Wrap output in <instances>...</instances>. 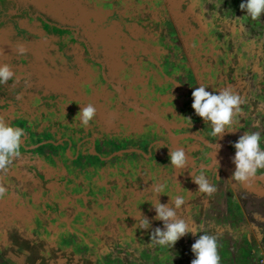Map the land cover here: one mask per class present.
<instances>
[{
	"label": "rangeland",
	"instance_id": "rangeland-1",
	"mask_svg": "<svg viewBox=\"0 0 264 264\" xmlns=\"http://www.w3.org/2000/svg\"><path fill=\"white\" fill-rule=\"evenodd\" d=\"M110 1L0 0V65H10L15 77H19L18 83L14 77L6 84H0V108L5 107L13 113L17 110L25 112V125L28 117L37 119L38 108L47 111L59 123L57 137L50 128L52 125L45 122L31 126L21 139L22 161L32 162L29 168L23 166L19 174V188L26 190H23L25 202L29 205L32 199L40 200L42 196L38 185L41 173H35L36 158L28 160V153L34 151L46 155L57 147L64 149V154L78 153L81 159L76 161L77 169L93 161L117 163L125 161V157H132L133 165H141L143 174L152 171L149 181L164 186L158 197L160 203L164 199L170 201V196H184L185 204L177 210V215L197 234L189 232L181 236L174 247H150L149 231L143 234L144 237H135L134 230L130 229L125 234L122 232L127 237L123 245L140 243L144 246L138 247L132 257L122 256L117 264H191L196 258L192 244L203 234L217 238L220 264L264 262V169H259L248 182L232 177L236 170L234 144L245 133L264 131L261 116L249 123H241L237 117L235 131H225L220 139L214 137L210 123L178 115L172 102L165 100L162 79H166L169 72L155 64L156 60L160 61L156 49L161 45L164 31L170 28L177 35L197 83L189 90L191 99L188 103L190 113L195 115L190 91L201 86V82L193 67L187 41L194 32L195 37L201 33L196 24L206 19L201 1L158 0L160 4L156 6L149 0H119L121 4L117 9L139 12L145 24L142 31L133 29V25L128 24L129 28L123 26L119 15L102 28L103 10L109 9ZM159 18L168 25L157 26ZM129 31L134 37L128 35ZM244 37L246 42L243 44L257 49L261 53L256 55L257 61L263 63L264 39L259 44L260 34L254 36L249 30L245 31ZM19 44L27 49L23 55L17 52ZM163 60H167L166 57ZM177 66L181 68L184 64L176 62ZM163 76L166 78H161ZM89 103L97 112L93 124L91 120L85 127L76 116L81 107ZM253 108L242 109L255 116L257 112ZM18 115L15 114L13 119L17 121ZM12 126L23 128V122ZM110 128L115 133L114 139L104 132ZM131 128L137 129V139H130L128 132ZM260 136L264 139V134ZM68 140L73 142L69 144ZM217 144L220 145L218 152ZM260 147L264 150V142H260ZM174 149L184 150L188 160L185 169L177 170L170 164L169 151ZM83 159L88 161L83 162ZM201 172L217 188L210 197L199 192L198 185L192 180L191 173ZM15 175L9 170L4 176L6 188ZM144 192L142 197L146 202ZM54 193L55 197L65 196L60 189ZM156 200L153 192V204ZM142 202L138 204L140 209ZM154 214L156 217L155 208ZM111 222L113 225L122 224L119 226L122 231L131 227L125 219ZM154 223L151 233L163 227L161 220L155 218ZM11 228L12 221L0 213V264H54L43 252L28 249L25 252L19 240L12 242ZM2 229L9 235L6 236L7 231ZM91 249L98 251L94 247ZM107 253L100 252L106 255V259H111L113 254ZM63 259L71 261L67 256Z\"/></svg>",
	"mask_w": 264,
	"mask_h": 264
},
{
	"label": "trees",
	"instance_id": "trees-1",
	"mask_svg": "<svg viewBox=\"0 0 264 264\" xmlns=\"http://www.w3.org/2000/svg\"><path fill=\"white\" fill-rule=\"evenodd\" d=\"M200 1L206 19L196 24L201 33L195 37L194 32V35L188 39L187 45L201 85L213 94H219L218 91L222 88H233L245 99L241 108L254 106L253 111L257 112L254 116L242 109V114L238 116L241 123L257 121L258 116H261L260 123L264 124V62L257 61L256 55L261 54L257 49H251L247 43L243 44L246 42L244 34L247 30L251 31L254 36L260 34L258 43H263L264 13L257 20H252L240 8V4L246 0ZM149 2L156 6L160 4L158 0H149ZM120 4L119 0L109 2L113 9L110 10L109 7L107 11L104 9L106 12L103 10L102 16L104 17H101L100 26L106 27L119 15L123 19L121 22L123 26L129 28L128 24L133 25V29L142 31L145 24L139 12L121 11L117 9ZM151 12L154 15L155 11ZM160 25H168V22L159 18L157 26ZM128 35L134 37L131 31ZM156 52L160 61L156 60L155 64L158 68L167 69L169 72L166 75L167 78L166 76L161 77L166 78L162 79L163 97L172 102L173 109L178 111V115L182 114L190 119L201 120L196 113L195 115L190 113L191 107L188 103L191 93L189 90L197 83L194 80L191 66L186 62V55L179 45L177 35L172 29L168 28L164 31L161 45L158 46ZM164 57L167 60H163ZM176 62H183L184 66L175 67ZM64 111L66 112V109ZM36 113L39 117L37 116L36 120L28 117V124L25 125V112L17 110L13 113L5 107L0 108V117H3L9 125H18L19 122H23L26 132L31 126L49 122V125H52L50 127L52 132H55V137H57L56 131L59 123L54 119L55 117L51 118L48 112L41 108L36 109ZM13 114H19L17 121L13 119ZM93 122L94 118L92 124ZM136 130V128L129 130L130 139L138 138L139 133ZM104 132L114 139L113 134L115 133L111 128ZM263 134L264 131L260 133V135ZM72 142L70 141L69 144ZM260 142L263 143L264 139L261 138ZM66 143L62 145L64 148ZM63 152L64 149L57 147V150L50 149V153L46 155L34 151L28 153V160H31V157L36 158L35 162L39 169L36 167L35 173L37 171L41 173L38 185L42 190L40 200L32 199L29 205L23 197L26 190L23 189V192L22 188H19L18 181L23 166L29 168L32 162L23 163L19 155L10 166V170H13L16 175L9 181L10 185L6 188L7 193L0 200V213L5 214L8 221H12L11 241L19 240L25 252L27 249L43 252L51 261L53 260L54 264H117L124 255L132 257L137 252L136 249L144 244L123 245L124 240L127 239L123 233L133 229L135 237H144L143 234L147 231L151 234L156 224H153L155 214L152 205V186L155 183L148 179L152 178V171L148 170L146 174H143L142 166L135 167L132 157H125V161L120 160L117 163L101 162L100 164L93 161L77 169L76 161L81 159L78 153L73 155L70 152L66 154ZM83 154L87 155V153ZM82 161L87 162L88 160L83 159ZM56 189L64 191L65 196L55 197ZM142 191H145L146 202L143 200ZM141 201H143V207L140 209L138 204ZM169 202L164 199L161 204H169ZM106 209L108 211H105ZM140 212L148 219L150 228L138 231L137 228L142 219ZM107 215H112V217L109 218ZM117 219L127 220V224L131 227H126V231L120 230L119 226L122 224L113 225L111 222ZM161 222L163 230L164 222ZM2 231L7 230L2 229ZM7 234L9 235L8 231L6 236ZM91 247L98 251H93ZM101 251H107V254L112 253L113 257L106 259V255L100 254ZM64 256L70 257L71 261L64 260ZM111 260L113 262H110Z\"/></svg>",
	"mask_w": 264,
	"mask_h": 264
},
{
	"label": "clouds",
	"instance_id": "clouds-1",
	"mask_svg": "<svg viewBox=\"0 0 264 264\" xmlns=\"http://www.w3.org/2000/svg\"><path fill=\"white\" fill-rule=\"evenodd\" d=\"M241 10L245 11L252 20L260 18L264 13V0H246L240 4ZM18 54H25L27 49L23 44L16 46ZM15 77L14 71L10 65H0V84H6L7 81ZM15 82H19V77H15ZM205 86L201 85L192 91L193 103L192 108L205 123L211 125V135L219 139L223 137L225 131H235L238 124L237 117L242 114L241 105L245 103V99L234 91L231 87L222 88L219 94H213L205 90ZM96 108L89 103L82 106L76 117H79L82 126H88L89 122L96 115ZM191 120L190 118H188ZM25 130L20 127H13L6 123L3 117H0V199H3L7 193L4 186V176L10 170L13 161L20 155L21 139L25 135ZM218 139V140H219ZM261 136L259 132L245 133L234 144L236 149L233 163L236 170L233 178L240 182H248L254 177L259 169H264V150L260 147ZM220 145L217 144V152ZM216 152V153H217ZM170 164L177 170L188 167V160L183 149H174L169 151ZM219 165V162L216 160ZM193 182L198 185V191L212 196L216 191V186L212 185L206 176L191 173ZM163 185H153L152 191L156 194L157 200L152 204L156 210V219L164 222L163 230L155 229L151 233V239L148 245L151 246H168L174 247L176 241L187 233L197 234L196 231L189 226L183 218L178 217L177 210L185 204V198L182 195L170 196L169 204H161L159 195L163 191ZM142 217L138 228L148 229L150 224L148 219L140 212ZM136 219V217H135ZM192 252L196 258L191 264H220L218 255L217 238L212 235H200L194 244H192Z\"/></svg>",
	"mask_w": 264,
	"mask_h": 264
},
{
	"label": "built area",
	"instance_id": "built-area-1",
	"mask_svg": "<svg viewBox=\"0 0 264 264\" xmlns=\"http://www.w3.org/2000/svg\"><path fill=\"white\" fill-rule=\"evenodd\" d=\"M259 264H264V262H262V263H259Z\"/></svg>",
	"mask_w": 264,
	"mask_h": 264
}]
</instances>
